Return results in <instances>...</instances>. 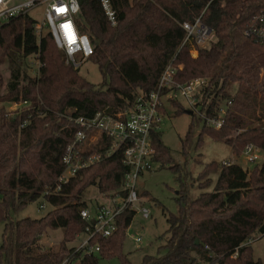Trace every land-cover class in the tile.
Instances as JSON below:
<instances>
[{
    "label": "trees",
    "instance_id": "trees-1",
    "mask_svg": "<svg viewBox=\"0 0 264 264\" xmlns=\"http://www.w3.org/2000/svg\"><path fill=\"white\" fill-rule=\"evenodd\" d=\"M77 1V30L93 44L88 60L102 77L98 84L65 62L50 32L38 34L37 22L28 13L0 24V67L5 65L8 71L6 81L0 72V262L5 264H60L66 257L78 264H99L116 255L122 264H132L121 249L133 210L118 216L109 237L91 240L99 246L97 253H72L73 247L67 246L84 229L80 210L88 208L82 200L86 189L96 186L100 193H115L130 171L121 150L104 156L109 137L101 134L84 151L99 152V161L78 169L56 194L45 191L55 187L64 171L62 158L77 129L67 116L91 117L97 111L113 115L131 107L136 92L153 90L168 64L176 67L178 83L206 81L196 103L200 113L216 116L230 101L220 128L190 114L181 139L184 153L194 137L196 148L201 146L203 136L224 142L237 156L247 145L264 151V44L244 35L250 19L264 10V0H109L114 25L99 0ZM199 16L215 41L193 57L191 45H182L181 23ZM30 55L39 62L34 76L24 68ZM231 83H236L233 94L228 92ZM9 103L26 106L9 113ZM171 105L175 115L187 110L177 101ZM151 142L153 161L171 163L160 130L152 133ZM170 168L180 170L179 165ZM197 178L201 192L190 198L182 185L176 197L178 213L166 217L164 254H145L140 264H260L253 260L248 242L255 232L264 235V160L249 171L234 163L210 161ZM211 185L212 190H206ZM40 197L51 206L42 217L12 219L17 208ZM57 228L63 229L58 250H40L43 232Z\"/></svg>",
    "mask_w": 264,
    "mask_h": 264
},
{
    "label": "built area",
    "instance_id": "built-area-1",
    "mask_svg": "<svg viewBox=\"0 0 264 264\" xmlns=\"http://www.w3.org/2000/svg\"><path fill=\"white\" fill-rule=\"evenodd\" d=\"M99 2L107 20L114 25L116 15L110 1L99 0ZM37 6H43V25L52 35L56 47L63 51L66 63L74 68H79L82 63L88 60L92 52L89 55L86 48L79 47V37L86 36L88 38V36L77 30L75 22V16L79 13L77 0H0V24L10 17L29 13ZM66 24L72 29L75 37L70 45L66 44L63 36V28ZM35 26L36 31L42 28V25H38V23ZM181 27L185 31L182 45L189 43L191 49L196 52L198 49L208 47L215 41L214 34L201 22L200 16L192 23H181ZM244 35L253 37L260 44H264L263 9L250 19L247 28L244 30ZM88 42V46L93 50V44L89 38ZM77 48L79 50L69 54L68 49ZM175 72L176 67L171 64L166 65L153 90L149 92L138 90L132 106L113 115L104 111H97L91 117L67 116L77 129L72 143L67 146L62 158L65 169L57 178L55 187L46 189L45 195L56 194L60 190L61 184L67 183L78 169L85 168L101 159L102 155L99 152L84 154L85 149L95 144L101 134L111 140L104 156L121 150L124 162L130 166V171L124 175L121 188L108 198V203H99L92 209L83 208L80 210V218L85 222L82 233L86 237L78 246L73 247L72 253L78 251L87 254L97 253L99 246L93 245L91 240L95 237H109L116 229L118 216L124 211H139L143 219L150 216V209L141 203L142 197L135 188V181L139 174L152 168L154 149L151 136L154 131H159L161 128L165 116L163 110L166 111V102L169 105L172 101L180 103L179 99L181 98L185 100L188 106L187 110L195 113L207 126L220 128L223 125L226 107L230 105V101H227L225 106L218 110L216 116H206L200 113L196 103L201 98L206 81L193 79L186 84H181L174 80ZM257 150L253 145H247L242 154L248 161H255L258 159ZM230 163L222 161V164L225 165ZM39 208H44V204L41 203ZM135 240L140 242L139 237H136ZM73 262L70 257H66L60 264H73Z\"/></svg>",
    "mask_w": 264,
    "mask_h": 264
},
{
    "label": "rangeland",
    "instance_id": "rangeland-1",
    "mask_svg": "<svg viewBox=\"0 0 264 264\" xmlns=\"http://www.w3.org/2000/svg\"><path fill=\"white\" fill-rule=\"evenodd\" d=\"M28 14L35 19L38 25H42V28L37 33L45 35L48 29L43 25V6L33 8ZM190 52L193 57L197 55V52L193 49ZM38 67L39 62L34 56L30 55L25 59L24 68L29 75H36ZM0 72L6 81L8 79V71L5 65L0 67ZM78 72L91 83L98 84L102 80L97 66L89 60L81 64ZM235 89L236 83H231L228 86V92L230 94H233ZM179 100L181 106L184 109H188L185 100L181 98ZM22 106L25 107L26 105ZM22 106L20 104L9 103L6 105V111L13 113ZM165 106L166 114L160 128L161 140L169 149L172 161L171 163L163 164L153 161L151 170L143 171L135 181V188L142 197L141 203L150 209V216L147 219H143L139 211H136L126 230L121 252L132 264H140L145 254L152 256L164 254L165 249L163 246L168 236L166 233L168 228L166 217L169 214L178 213L176 197L180 193L182 185H185L186 193L190 198H195L201 192L198 188L197 177L204 164L210 161H219L221 163L222 161H227L240 165L244 170L249 171L255 164H261L264 160V151L258 149L256 151L258 159L248 161L245 155L240 154L237 156L233 153L229 145L208 136L202 137V144L198 148H196V137L192 138L191 143L186 149L188 150L187 153H184L182 151L181 139L186 133L191 121V115L185 112L175 115V108L172 105L166 102ZM252 125H258V122H254ZM171 165H179L180 170L176 171L171 169ZM211 178L215 181L216 175H212ZM206 190H212V185L207 187ZM112 193L109 191L100 193L96 186H90L86 189L82 200L86 201L89 209H92L99 203H108V198L113 195ZM41 203L44 204V208H39ZM50 209L51 206L40 197L35 201L28 202L24 206L17 208V210L12 212L11 216L13 220L24 217L40 218ZM2 232L3 222L0 221V242ZM78 234V237L75 235L74 239L67 244L69 248L78 246L86 237L82 232ZM62 237L63 229H47L40 236L38 248L44 252L57 251ZM136 237L140 238V242H136ZM248 244L252 248L253 260L264 264V235L255 232ZM0 264L5 263L0 262ZM73 264H78V261H74ZM99 264L122 263L119 256L116 255L110 258L100 259Z\"/></svg>",
    "mask_w": 264,
    "mask_h": 264
},
{
    "label": "clouds",
    "instance_id": "clouds-1",
    "mask_svg": "<svg viewBox=\"0 0 264 264\" xmlns=\"http://www.w3.org/2000/svg\"><path fill=\"white\" fill-rule=\"evenodd\" d=\"M63 36H64V38L66 40V44L67 45L72 44L73 40L75 39V37L73 36L72 29H70L67 24L64 25ZM88 44H89V42H88V38L86 36H80L79 37V47L86 48L87 49V54L90 55L91 52H92V49H91L90 46H88ZM77 50H79V48H77V49H68V52H69V54H71L72 51H77Z\"/></svg>",
    "mask_w": 264,
    "mask_h": 264
},
{
    "label": "water",
    "instance_id": "water-1",
    "mask_svg": "<svg viewBox=\"0 0 264 264\" xmlns=\"http://www.w3.org/2000/svg\"><path fill=\"white\" fill-rule=\"evenodd\" d=\"M185 113L191 114V110H186ZM198 241L196 240L195 243H197Z\"/></svg>",
    "mask_w": 264,
    "mask_h": 264
},
{
    "label": "snow or ice",
    "instance_id": "snow-or-ice-1",
    "mask_svg": "<svg viewBox=\"0 0 264 264\" xmlns=\"http://www.w3.org/2000/svg\"><path fill=\"white\" fill-rule=\"evenodd\" d=\"M62 11V10H61Z\"/></svg>",
    "mask_w": 264,
    "mask_h": 264
}]
</instances>
